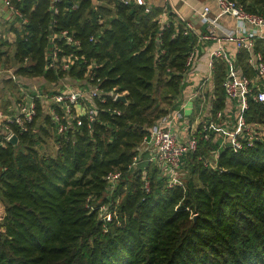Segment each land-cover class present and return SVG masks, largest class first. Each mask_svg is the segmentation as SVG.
<instances>
[{
  "label": "trees",
  "instance_id": "1",
  "mask_svg": "<svg viewBox=\"0 0 264 264\" xmlns=\"http://www.w3.org/2000/svg\"><path fill=\"white\" fill-rule=\"evenodd\" d=\"M11 1L28 21L23 28L9 23L15 38L11 43L0 38V60L27 57L16 73L51 83L66 74L75 80L93 76L106 99H95L98 112L90 129L83 124L66 135L58 134L49 112L44 113V123L54 130L53 156L36 148L40 139L34 128L44 111L40 99L27 131L11 126L16 144L0 130V200L6 205L0 264H264V140L236 152L223 148L215 169L201 159L193 162L198 149L187 154L184 166L189 164L196 180H185V189L167 187L147 161L128 167L148 128L179 104L195 34H183L172 14L161 24L152 10L119 0L113 8L94 7L93 0ZM237 1L264 15V0ZM61 29L80 41L79 49L63 46L64 53L79 56L68 73L46 68V35ZM8 45L13 46L10 55L2 49ZM256 48L264 58V41L258 40ZM239 62L251 75L242 54ZM223 76V65L216 61L212 113L224 104ZM0 84L17 94L12 80ZM113 92L126 102L111 100ZM10 102L6 99L3 107ZM245 115L264 123V101H251ZM46 129L40 128L45 135ZM206 145L214 148L198 141V148ZM110 170H120L122 179L108 195L105 174ZM143 171L149 191L143 188ZM131 172L133 180H123ZM103 204L116 212L106 224L99 216Z\"/></svg>",
  "mask_w": 264,
  "mask_h": 264
},
{
  "label": "built area",
  "instance_id": "2",
  "mask_svg": "<svg viewBox=\"0 0 264 264\" xmlns=\"http://www.w3.org/2000/svg\"><path fill=\"white\" fill-rule=\"evenodd\" d=\"M119 1L126 5L134 3L144 6L146 11L149 10L145 0ZM181 1L186 2V0ZM214 1L219 15H227L234 20L232 26L221 29L222 34L218 32L217 18L210 16L211 8L208 5L195 11L203 30L195 32L194 23L189 21H185L182 26L183 34H196V42L189 50L185 61L186 79L194 72L199 60L200 44L212 43L208 48L206 72L203 73L190 97V99H200L199 106L207 109V112H198L197 119L193 118L192 112L189 115L185 114L186 102L179 101L176 108L168 111L148 128V134L137 147L138 152L133 156L128 166L129 169H133L143 161L140 153L143 148L146 151V161L158 168L169 188L180 186L185 189V183L181 180L183 159L187 154L198 149L199 140L209 141L214 147L210 149V158H200L204 165L212 169L218 168L217 158L223 148H229L236 152L253 147L264 140V123L250 121L245 115L251 101H264V58L260 49L256 48L258 40L264 41V15L247 10L237 0ZM0 3L7 13L8 22L14 23L18 28H23V24L28 20L19 8L11 0H0ZM99 3L101 2L98 0L97 3L94 2V7L101 5ZM76 7L77 2H74L72 8ZM53 12L57 13V8H53ZM168 18L160 23H167ZM102 21L103 18H100L99 22ZM46 37L49 42V46L44 52L47 59L46 68H53L55 73L58 68L68 73L71 64L78 60L79 56L73 52L64 53L63 46L79 49L80 41L68 29L48 33ZM229 46H231L230 49ZM240 54L243 55L244 63L251 75L244 72L242 64L239 62ZM216 61H219L224 68V76L221 81L224 104L221 109L212 113V100L215 98L213 82L210 98L207 96L208 91L205 86L210 78L213 81ZM28 62L27 57L22 62L7 63L4 57L0 60V80L8 78L18 86V95L14 98L9 96L11 102L5 109L0 107V130H4V139L8 141L15 135L11 129L12 125L20 133L28 130V124L32 122L36 114V99L43 100V95L35 87L33 78L23 77L15 71L17 67L26 65ZM91 66H96V64L92 62ZM59 81L61 84L50 97L52 107L49 111L57 133L66 135L69 130L73 131L83 124L87 129H90L98 112L95 99L102 102L106 99L101 96L103 90L99 87L100 79L94 80L91 76L89 80H75L66 74ZM120 95L113 92L110 93V98L113 101L119 100ZM107 110L119 113L110 108ZM82 115L84 119H82ZM196 122L198 126L193 129L192 124ZM179 126L186 129L185 136L180 134ZM143 177V188L145 191H149V181L145 171H143ZM121 179L122 172L120 170H110L105 174L108 195L112 194ZM99 216L106 224L113 220L116 212L110 209L109 205L103 204L99 208Z\"/></svg>",
  "mask_w": 264,
  "mask_h": 264
},
{
  "label": "crops",
  "instance_id": "3",
  "mask_svg": "<svg viewBox=\"0 0 264 264\" xmlns=\"http://www.w3.org/2000/svg\"><path fill=\"white\" fill-rule=\"evenodd\" d=\"M98 1L101 2L99 4L109 7V8H113L115 4L114 3L115 0H98ZM93 2L97 3V0H93ZM145 3H146V6L149 8V10L153 11L155 15L154 19L163 21L167 19V17H169V14H172L174 23H180L184 25L185 21L193 22L195 32H200L201 30H203V27L200 25L197 15L195 14V11H197L198 9H201L205 5H208L211 8L210 16L217 18V21L219 22L218 32H220V34H222L221 33L222 28H228L232 26L234 22V20L230 16L219 15L217 5L214 0H186L185 3L182 2L181 0H168V1L145 0ZM133 5L135 4L133 3ZM8 20L9 19L7 18V13L5 12L4 7L0 3V38L3 37L4 40H7L8 42L11 43L15 37L12 34V32L8 30V27H9ZM211 45L212 43L210 44V42L200 44L199 60L196 63L194 72L185 80L186 85L183 87L182 92L180 96L178 97V100H180L181 102H186V110L189 108L190 113L194 112L193 113L194 115L192 117L196 119H197L196 115L198 112H204V111L207 112V109L201 108L199 106L200 99H190V97L194 93L196 89V85L200 81L201 77L203 76V73L206 72V60H207V55H208L207 53H208V48ZM8 46L10 50L13 49V46L11 45H8ZM230 48L231 46H229V49ZM212 82H213V96H214V80L211 81V78H210L208 84H206L205 86V88L208 91L207 96L209 98L212 95L211 94ZM179 132L183 136H185L187 133L186 129L181 126H179Z\"/></svg>",
  "mask_w": 264,
  "mask_h": 264
},
{
  "label": "rangeland",
  "instance_id": "4",
  "mask_svg": "<svg viewBox=\"0 0 264 264\" xmlns=\"http://www.w3.org/2000/svg\"><path fill=\"white\" fill-rule=\"evenodd\" d=\"M3 38V37H2ZM5 50V52H7L8 55L11 54L12 50L9 49V46H3L2 49ZM7 63H11L12 61H6ZM34 83H35V87L39 89V91L41 92V94L43 95V100L41 101V104L43 106V113L41 114V116L37 119L36 121V125L34 128V133L36 135L39 136V141H38V145L36 146V148L38 149V152L40 154H46V155H51L53 156L56 152V143L54 141V130L52 129V127H50L48 124L44 123V113H48L50 111L51 106V99L50 97L52 96L53 91H56V88H58V85L61 84V81H59L58 83H51V82H47L44 80V78L42 77H35L33 78ZM74 82V81H72ZM18 95V93L16 94L15 91L11 92L9 88L5 87L4 85L0 84V105L3 109H5L3 107V103L5 102V100H9L11 101L10 97L14 98ZM10 96V97H9ZM9 98V99H8ZM197 113V112H195ZM185 114L189 115L190 114V110L189 108L187 110H185ZM193 114V113H192ZM262 123V122H261ZM41 126H44V128H47V134H43L42 130H40ZM197 122L195 124H192V128H196ZM198 152L199 155L194 158L193 162L195 164H197L198 160H200V158L202 157L201 155H204L205 157H209L210 156V148L209 146H200L198 148ZM141 152V157L143 158V163H146V151H144L143 148H141L140 150ZM210 158V157H209ZM185 163L183 162L182 164V168H181V180H183V182H185V180H187L188 178H193L194 180H196V176L194 173H190V166L189 164L187 165V167L184 166ZM138 166V165H137ZM133 172L124 174V179L126 182H130L133 180ZM127 188H129V186H127ZM120 200V196L115 198V203L112 204V207H116V205L118 204ZM99 202V201H98ZM96 202V203H98ZM6 205L4 204V202L2 200H0V221L2 220L3 216H5L6 214Z\"/></svg>",
  "mask_w": 264,
  "mask_h": 264
},
{
  "label": "water",
  "instance_id": "5",
  "mask_svg": "<svg viewBox=\"0 0 264 264\" xmlns=\"http://www.w3.org/2000/svg\"><path fill=\"white\" fill-rule=\"evenodd\" d=\"M119 100H121V101H123V102H126V98H125L124 95H120V96H119ZM9 141L12 142L13 144H16V142H17V136H16V135H13V136L10 138Z\"/></svg>",
  "mask_w": 264,
  "mask_h": 264
}]
</instances>
